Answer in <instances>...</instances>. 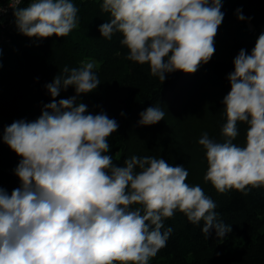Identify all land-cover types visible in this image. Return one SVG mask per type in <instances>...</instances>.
Masks as SVG:
<instances>
[{"label":"clouds","instance_id":"9594fccd","mask_svg":"<svg viewBox=\"0 0 264 264\" xmlns=\"http://www.w3.org/2000/svg\"><path fill=\"white\" fill-rule=\"evenodd\" d=\"M21 3L9 0V7L27 37H65L78 26L71 0ZM101 8L111 16L100 25L101 36L121 33L126 59L149 64L161 83L166 73L192 74L209 62L224 18L222 0H103ZM6 11L0 6V14ZM233 64L231 90L222 101L225 140L215 142L205 132L198 141L206 150L204 180L220 193L264 185V33ZM94 68L91 60L65 66L46 88L55 98L74 86L76 95L53 99L35 121L4 129L3 142L21 157L15 168L21 186L11 195L0 188V264H148L166 246L172 228L161 229L177 209L194 225L203 220L206 238L211 229L218 238L232 231L217 221L216 204L202 188L185 182L182 165L134 155L118 167L104 154L117 121L77 103L101 83ZM164 116L161 108L149 107L139 124L154 125ZM237 122L247 124L243 147L233 143Z\"/></svg>","mask_w":264,"mask_h":264},{"label":"trees","instance_id":"16d2710c","mask_svg":"<svg viewBox=\"0 0 264 264\" xmlns=\"http://www.w3.org/2000/svg\"><path fill=\"white\" fill-rule=\"evenodd\" d=\"M71 2L78 8V26L69 35L36 38L16 34L9 45H0V188L11 195L21 186L15 174L21 157L3 142L4 129L14 121H35L53 99L76 95L74 86H68L53 98L46 85L62 74L65 66L79 68L82 61L95 60L98 66L94 72L101 83L93 92L81 94L77 103L86 104L88 113L103 112L117 121L119 127L108 138L110 148L104 154L112 156L118 167L134 155L182 165L188 172L185 182L199 185L216 204L217 221L232 228L224 238H218L211 229L206 238L201 231L204 221L194 225L177 209L171 218L164 219L161 229L172 228L166 246L148 264H264V185L220 193L204 180L205 169L199 171L197 181L189 147H183L173 136V126L165 125L173 116L186 112L185 104L198 94L193 95L200 86L207 92L203 97L208 112H213V125L222 129L226 123L222 101L231 90L228 76L234 71L233 61L239 51L246 49L250 54L264 33V0H222L224 18L209 62L192 74L166 73L162 83L152 76L149 64L126 59L129 50L120 43L121 33H114L111 39L101 36L100 25L111 19L110 13L102 11L103 0ZM238 15L245 19H238ZM153 106L165 112L164 119L154 125L139 124L140 113ZM237 130L233 143L243 147L247 124L237 122ZM224 140L223 136L218 142Z\"/></svg>","mask_w":264,"mask_h":264},{"label":"rangeland","instance_id":"374dc122","mask_svg":"<svg viewBox=\"0 0 264 264\" xmlns=\"http://www.w3.org/2000/svg\"><path fill=\"white\" fill-rule=\"evenodd\" d=\"M91 61L95 62L96 67L98 66L97 61ZM194 92L193 95L198 94L189 103L185 104L184 112H186L181 113L179 116L170 117L171 120L165 125L168 128L173 126V134H175L173 136L183 144V147H189L190 156H192L191 165L196 174L195 179L199 181L201 178L199 177V171L201 173L204 169L207 171L206 150L198 143L200 137L207 132L210 139L218 142L223 137V134L221 132L222 129L213 125V112H208L209 105L204 101L203 97L207 92H202L200 86Z\"/></svg>","mask_w":264,"mask_h":264},{"label":"built area","instance_id":"2783aa9c","mask_svg":"<svg viewBox=\"0 0 264 264\" xmlns=\"http://www.w3.org/2000/svg\"><path fill=\"white\" fill-rule=\"evenodd\" d=\"M30 0H22L19 7H26ZM0 6L7 9L6 13L0 14V45H9L16 34H21L15 23L13 9L9 7V0H0Z\"/></svg>","mask_w":264,"mask_h":264}]
</instances>
